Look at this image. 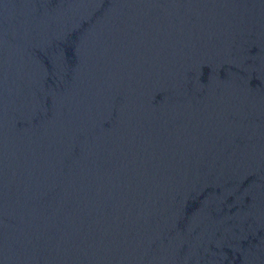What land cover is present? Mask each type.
I'll use <instances>...</instances> for the list:
<instances>
[{"label": "water", "instance_id": "95a60500", "mask_svg": "<svg viewBox=\"0 0 264 264\" xmlns=\"http://www.w3.org/2000/svg\"><path fill=\"white\" fill-rule=\"evenodd\" d=\"M0 264H264V0H0Z\"/></svg>", "mask_w": 264, "mask_h": 264}]
</instances>
